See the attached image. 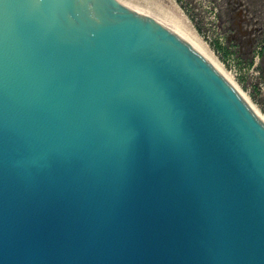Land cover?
I'll list each match as a JSON object with an SVG mask.
<instances>
[{"label": "water", "instance_id": "obj_1", "mask_svg": "<svg viewBox=\"0 0 264 264\" xmlns=\"http://www.w3.org/2000/svg\"><path fill=\"white\" fill-rule=\"evenodd\" d=\"M0 264H264V120L140 0H0Z\"/></svg>", "mask_w": 264, "mask_h": 264}, {"label": "rangeland", "instance_id": "obj_2", "mask_svg": "<svg viewBox=\"0 0 264 264\" xmlns=\"http://www.w3.org/2000/svg\"><path fill=\"white\" fill-rule=\"evenodd\" d=\"M140 1L206 49L264 120V0Z\"/></svg>", "mask_w": 264, "mask_h": 264}, {"label": "flooded vegetation", "instance_id": "obj_3", "mask_svg": "<svg viewBox=\"0 0 264 264\" xmlns=\"http://www.w3.org/2000/svg\"><path fill=\"white\" fill-rule=\"evenodd\" d=\"M264 55V40H263V43H262V45H261V49H260V51H259V56H263Z\"/></svg>", "mask_w": 264, "mask_h": 264}, {"label": "trees", "instance_id": "obj_4", "mask_svg": "<svg viewBox=\"0 0 264 264\" xmlns=\"http://www.w3.org/2000/svg\"><path fill=\"white\" fill-rule=\"evenodd\" d=\"M212 47H213L214 50L217 51V52H219V50H220V48H221L218 44L216 45L215 43H213Z\"/></svg>", "mask_w": 264, "mask_h": 264}, {"label": "bare ground", "instance_id": "obj_5", "mask_svg": "<svg viewBox=\"0 0 264 264\" xmlns=\"http://www.w3.org/2000/svg\"><path fill=\"white\" fill-rule=\"evenodd\" d=\"M196 41V40H195ZM197 42V41H196ZM203 48V47H202ZM204 49V48H203ZM209 55H210V53L206 50V49H204ZM211 56V55H210ZM246 99V98H245ZM247 100V99H246ZM251 105V104H250Z\"/></svg>", "mask_w": 264, "mask_h": 264}]
</instances>
